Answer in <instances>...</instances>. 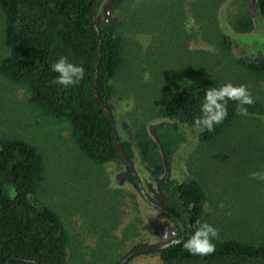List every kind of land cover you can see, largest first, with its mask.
<instances>
[{
	"label": "rangeland",
	"instance_id": "374dc122",
	"mask_svg": "<svg viewBox=\"0 0 264 264\" xmlns=\"http://www.w3.org/2000/svg\"><path fill=\"white\" fill-rule=\"evenodd\" d=\"M97 14L101 21L110 16L119 21L125 39L112 106L119 137L133 145L143 194L128 181L124 163H87L68 122L42 115L24 88L0 75V134L23 137L42 149L50 184L41 198L59 212L69 232V264H122L139 251L136 246L156 247L174 238L175 224L142 196L164 204V179L199 180L208 195L207 223L219 234L264 241V182L249 175L264 169V118L242 116L210 145L188 133L187 142L171 155L158 144L154 162L165 171L159 178L151 174L137 140L138 131L145 129L157 142L156 129L165 121L160 114L164 101L197 76L246 85L264 103V78L239 64L242 58L264 57V19L254 1L130 0L115 10L112 0H103ZM243 15L252 19L249 30L236 25ZM3 21L0 10V61L6 54ZM254 141L259 143L250 148ZM126 264L162 262L150 252Z\"/></svg>",
	"mask_w": 264,
	"mask_h": 264
},
{
	"label": "trees",
	"instance_id": "16d2710c",
	"mask_svg": "<svg viewBox=\"0 0 264 264\" xmlns=\"http://www.w3.org/2000/svg\"><path fill=\"white\" fill-rule=\"evenodd\" d=\"M129 1L112 0L113 9H122ZM253 1L264 19V0ZM99 2L0 0L6 46V54L0 61V75L24 88L29 103L42 115L68 122L74 142L87 163L93 166L124 163L128 181L143 194L141 180L134 169L133 145L119 137L116 125L103 106L106 104L114 115L113 82L124 63L125 39L120 34V22L111 16L101 21L97 14L93 20L94 11L98 8L99 12L103 0ZM236 25L240 30H249L252 19L240 16ZM226 45L223 48L228 49ZM61 55L85 68L84 79L75 86L65 88L52 82L56 73L51 71V65ZM239 64L250 75L264 78V57L242 58ZM96 75L100 99L93 88ZM226 82L231 81L211 76H197L183 82L169 94L160 109L165 121L156 129L158 143L148 138L145 129L138 131L139 151L155 178L165 172L160 163L154 162L159 146L171 155L187 142L188 133L196 134L200 144L210 145L245 116L229 101L228 117L222 124L214 126L212 131L200 132L195 128L194 119L199 115L205 91ZM254 100V105L247 106V115L264 118V103ZM118 138L123 153L117 144ZM256 142L259 143L254 141L250 148ZM44 163V153L38 145L23 137L0 134V264L70 263L69 232L59 212L41 198V192L50 184ZM161 188L167 193L164 204L142 196L166 214L177 228V235L172 239L178 243L171 245L170 239L163 243L168 246L153 252L159 255L162 264H264V241H248L232 232L219 234L213 241L216 250L212 254L190 255L183 248V242L199 223L208 222L207 192L195 178L181 182L164 179ZM147 247L139 245L134 249Z\"/></svg>",
	"mask_w": 264,
	"mask_h": 264
},
{
	"label": "clouds",
	"instance_id": "9594fccd",
	"mask_svg": "<svg viewBox=\"0 0 264 264\" xmlns=\"http://www.w3.org/2000/svg\"><path fill=\"white\" fill-rule=\"evenodd\" d=\"M51 71L56 73L53 83L65 88L75 86L84 79L85 68L81 64L74 63L67 56L61 55L51 65ZM237 105V111L241 115L248 114V107L255 103L252 94L246 85H234L226 82L218 87L208 88L199 105V115L194 119V126L200 132L212 131L214 126L222 124L228 117V102ZM252 179L264 182V169L249 173ZM219 238L218 230L207 222L199 223L194 231L183 242V248L190 255L206 256L215 252L213 241ZM165 239L168 234L165 233ZM175 245L178 241H169Z\"/></svg>",
	"mask_w": 264,
	"mask_h": 264
},
{
	"label": "water",
	"instance_id": "95a60500",
	"mask_svg": "<svg viewBox=\"0 0 264 264\" xmlns=\"http://www.w3.org/2000/svg\"><path fill=\"white\" fill-rule=\"evenodd\" d=\"M101 2H102V0H100L99 3L101 4ZM97 12H98V8L95 9L94 14H93V17H92L94 21H95V19H96ZM101 49H102V44H101V41H100V50H99V53H98V60H99V56H100ZM98 66H99V63H98V65H97V67H98ZM97 77H98V75H96V78H95V80H94V82H93V88H94L95 95L100 99L99 94H98L97 91H96ZM103 106H104L105 111L107 112V114L110 116L111 121H112V122L114 123V125H115V119H114L113 113L110 111V109L107 107L106 104L103 103ZM115 127H116V126H115ZM117 144H118V146H119V148H120L121 153H123V150H122V148L120 147V141H119V138L117 139ZM126 161L130 164V162H129L128 160H126ZM169 214L172 215L174 219L178 220V218H177L174 214H172V213H169ZM166 246H168V244H163V245L160 244L159 246H156V247H151V248L141 249V250H139V251H135L134 253H132L131 255H129V256H128V257L122 262V264H126V263L129 261V259H131V258L134 257L135 255H138V254H146V253H150V252L159 251L160 249H162V248H164V247H166Z\"/></svg>",
	"mask_w": 264,
	"mask_h": 264
}]
</instances>
